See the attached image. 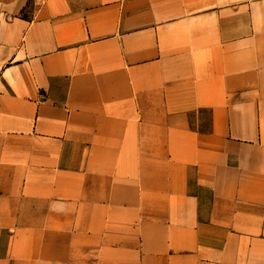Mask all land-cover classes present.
I'll return each mask as SVG.
<instances>
[{
	"label": "crops",
	"instance_id": "crops-1",
	"mask_svg": "<svg viewBox=\"0 0 264 264\" xmlns=\"http://www.w3.org/2000/svg\"><path fill=\"white\" fill-rule=\"evenodd\" d=\"M0 264H264V0H0Z\"/></svg>",
	"mask_w": 264,
	"mask_h": 264
}]
</instances>
